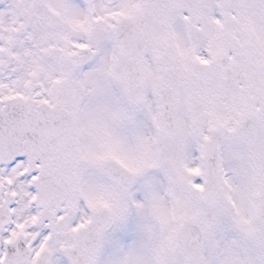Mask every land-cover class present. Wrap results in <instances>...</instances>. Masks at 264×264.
I'll return each mask as SVG.
<instances>
[{
    "label": "snow or ice",
    "instance_id": "obj_1",
    "mask_svg": "<svg viewBox=\"0 0 264 264\" xmlns=\"http://www.w3.org/2000/svg\"><path fill=\"white\" fill-rule=\"evenodd\" d=\"M0 264H264V0H0Z\"/></svg>",
    "mask_w": 264,
    "mask_h": 264
}]
</instances>
